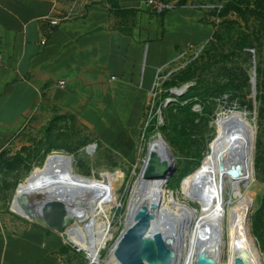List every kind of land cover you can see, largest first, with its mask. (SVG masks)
<instances>
[{"label": "rangeland", "instance_id": "rangeland-1", "mask_svg": "<svg viewBox=\"0 0 264 264\" xmlns=\"http://www.w3.org/2000/svg\"><path fill=\"white\" fill-rule=\"evenodd\" d=\"M150 1L153 4L148 8L155 17L160 11L176 12L186 1L185 7L202 14L201 24L211 26V38L178 49L159 69L158 77L156 71L144 125L133 138V152L124 154L102 143L92 130L69 117L54 120L48 130L33 126L12 138L0 150V222L15 235L36 228L59 236L65 244L59 264H92L86 251L73 246L64 235L71 227L52 228L46 223L40 200L30 189L31 182L47 168L49 155L71 157L73 172L85 183L87 179L92 182V206L111 230L99 256L103 261L125 230L131 190L149 144L162 137L177 164L166 185L164 221L190 219L206 212L214 200L205 160L218 128L241 123L254 136L251 184L244 188L231 214L234 224L244 218L250 221L264 264V30L234 13L220 17L223 7L233 0ZM183 88H187L183 96L169 94ZM80 224L84 238L91 240L90 221Z\"/></svg>", "mask_w": 264, "mask_h": 264}, {"label": "crops", "instance_id": "crops-1", "mask_svg": "<svg viewBox=\"0 0 264 264\" xmlns=\"http://www.w3.org/2000/svg\"><path fill=\"white\" fill-rule=\"evenodd\" d=\"M106 1L0 0V150L29 127L48 130L69 117L133 152L156 71L212 36L187 6L160 24L148 0H114L137 11L125 18L113 17ZM64 246L57 235H15L0 222V264H59Z\"/></svg>", "mask_w": 264, "mask_h": 264}, {"label": "bare ground", "instance_id": "bare-ground-1", "mask_svg": "<svg viewBox=\"0 0 264 264\" xmlns=\"http://www.w3.org/2000/svg\"><path fill=\"white\" fill-rule=\"evenodd\" d=\"M173 95L181 96L180 90L173 91ZM253 144L254 136L245 125L229 123L219 127L205 160L214 191L213 202L206 212L195 213L190 219L171 217L165 222L162 210L166 204L168 182L161 176L169 170L172 158L167 143L160 138L154 140L149 144L148 155L132 187L123 232L134 223L139 209L147 206L156 216L158 231L166 233L176 264H197L200 258L213 264H237L240 259L245 264H262L250 221L244 218L234 224L231 214L244 188L251 184L249 165L253 159ZM153 161L159 163L156 170L160 178L148 182L145 174L152 168ZM72 163L71 157L56 153L49 155L47 168L30 184V189L40 200L39 209L43 213L44 206L50 201L62 204L67 221L60 228L71 227L64 234L67 240L85 250L92 264H119L114 255L119 239L108 257L100 261V253L111 230L92 206V182L87 179L85 183L77 176L72 170ZM220 184L226 185L227 189H222ZM85 219L90 221L93 230L91 240L84 238L82 233L80 223Z\"/></svg>", "mask_w": 264, "mask_h": 264}, {"label": "water", "instance_id": "water-1", "mask_svg": "<svg viewBox=\"0 0 264 264\" xmlns=\"http://www.w3.org/2000/svg\"><path fill=\"white\" fill-rule=\"evenodd\" d=\"M254 95L256 96V80L253 81ZM181 96L187 92V88L180 90ZM169 94L173 95V91ZM172 101H169V105ZM162 142L165 143L162 137ZM168 147V145H167ZM172 158V164L167 172H164L161 179L169 182L177 171V164L168 147ZM73 160V159H72ZM152 168L145 174L149 182L160 178L156 167L158 162L153 161ZM32 180V178H29ZM43 216L48 225L52 228L61 227L67 221L66 210L59 202L50 201L44 206ZM166 233L156 228V216L147 206H142L134 217V223L121 235L114 255L119 264H176L175 255L169 246ZM197 264H213L211 261L200 258ZM237 264H245L238 260Z\"/></svg>", "mask_w": 264, "mask_h": 264}, {"label": "trees", "instance_id": "trees-1", "mask_svg": "<svg viewBox=\"0 0 264 264\" xmlns=\"http://www.w3.org/2000/svg\"><path fill=\"white\" fill-rule=\"evenodd\" d=\"M186 5V1H183L179 6L182 8ZM110 13L113 17L121 18L127 17L128 15L134 16L136 10H123L120 8L118 3L114 0L110 1ZM172 12L163 11L158 12L156 15L159 19L163 20L168 14ZM230 13H234L245 23L253 21L256 23L262 30H264V0H233L229 2L221 10L220 17H227ZM125 33L124 31H122Z\"/></svg>", "mask_w": 264, "mask_h": 264}, {"label": "built area", "instance_id": "built-area-1", "mask_svg": "<svg viewBox=\"0 0 264 264\" xmlns=\"http://www.w3.org/2000/svg\"><path fill=\"white\" fill-rule=\"evenodd\" d=\"M149 4H153V2L150 1ZM61 22H62L61 20L56 19V20H52V21H51V24H52L53 26H58ZM160 73H161V71L158 69L157 77L160 75ZM153 90H154V87H153ZM152 92H153V91H152Z\"/></svg>", "mask_w": 264, "mask_h": 264}]
</instances>
